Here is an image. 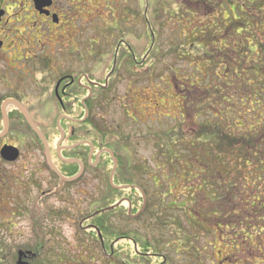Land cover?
Here are the masks:
<instances>
[{"label": "rangeland", "instance_id": "obj_1", "mask_svg": "<svg viewBox=\"0 0 264 264\" xmlns=\"http://www.w3.org/2000/svg\"><path fill=\"white\" fill-rule=\"evenodd\" d=\"M199 1L203 4L197 7L191 5L189 0H142L140 6L136 0H94V20L89 26L79 25L80 34L73 43L74 47L85 55L92 45L95 55L87 60L96 63L103 55L102 47L109 45L115 50L124 39L119 36L123 33L126 34L125 41L138 48V55L142 53V61L147 63L140 70L143 77L139 82L124 79L112 91L108 105L104 106V100L97 99L91 113L96 111L94 118L101 129L108 132V142L118 141L126 149L118 152L125 163L122 177L128 178L130 172L134 174L137 183L147 194L148 204L144 209V199L139 195V201L133 206L136 211L131 213L137 217L133 220L127 218L128 197L120 195L115 198V194L109 192L113 171V164L109 160L103 170L100 169L102 163L93 165L86 169L82 177L58 190L62 183L51 172L47 153H41L35 144L27 141L26 145H22V154L17 162L8 165L0 157V264H18L20 251L35 255L32 264H165V259L169 264H264V164L257 165L258 160L253 156L247 162L250 149L236 147L240 136L245 135V131H251L248 127L253 126L251 133L254 134V141L259 142L255 148L257 158H264V95L249 92L248 87L254 88L256 78L243 81L241 77L233 82H245V89L242 90L245 94L240 93L239 96L245 95V98L248 94L252 99L245 103L246 106L241 104V97L231 100L236 92L232 87H226L228 69L224 65L208 69L200 64L203 58H207L203 53L210 43L208 39L218 41L217 33L229 38L224 28L219 32L216 30L222 24H229V21H223V17L228 19L234 16L231 15L233 7L229 9L230 3L236 5L238 2L244 7L245 16L256 20H253L255 26L251 32L259 40L257 42L253 36L249 39L253 44L247 48L253 50L256 44L262 58L264 0H252L254 4H249V7L246 0ZM195 10L199 15L192 16ZM218 13H221V17L216 20ZM180 15H184L183 19H179ZM238 24L235 22V26ZM202 28H213L214 32H194ZM153 31L156 32V47L152 53L153 40L150 38ZM240 34L222 45H240L239 40L248 38L245 33ZM201 42L202 50L196 49V46H202ZM210 51L216 56L219 54L212 45ZM224 51L233 56L231 49ZM121 56L122 52L118 55V61ZM102 72V69L99 70L96 77L101 78ZM238 73L242 74V71ZM228 76L231 80L233 73ZM172 81L174 85H171ZM261 87L264 88V85ZM260 89L258 87V92ZM214 90H220L219 94H213ZM188 94L191 101L183 118L182 98ZM234 101L239 103L238 109L249 112L248 127L247 124L245 127L240 123L233 124L229 115L222 118L219 115V112L230 111ZM29 104L36 111L39 110V104ZM46 104L45 114L37 112L36 120L47 128L46 141L50 142L49 149L53 152L55 163V152L61 142L55 129L59 113L55 102L46 101ZM77 115L75 118L80 120L81 110ZM225 123H231V129ZM75 127H78L79 143L85 137L92 141L95 132L89 136L87 132L92 130L90 127L80 123ZM207 128H221L219 140H224L223 134L227 136V147L219 155L207 150L209 144L204 142ZM111 134H114V138H111ZM12 142L20 143L17 139ZM68 142L67 139L63 146L70 145ZM169 150L177 159L170 156ZM128 161L132 163L130 167ZM137 165H143L138 167L149 171L145 174L140 169L136 170ZM210 177L215 179V183ZM240 180L246 184L240 185L237 192L232 186L233 182L237 184ZM220 184L228 187L223 188L227 190L222 208L219 197L216 203H212L206 201L205 194L209 186V195L217 196ZM200 187H203L202 191ZM55 192L59 194L55 195ZM167 193L169 196L164 197L163 194ZM108 196L110 200L114 197L115 204L124 200L125 203L123 208L110 216V224L103 237L104 234L101 235L96 225H91L95 223L89 218L99 208L100 201ZM241 196L250 204H239L238 198L242 199ZM129 199L134 200L133 197ZM253 199L258 204L256 212L252 207ZM213 210L219 217L210 220L208 225L204 215ZM190 212H194L191 218L201 225L192 221L190 225L187 216ZM238 220L248 227L246 231L240 229L243 226L239 225L238 228L232 223ZM256 220H259V225L252 223ZM238 233L239 237L236 236ZM123 235L130 242L119 241V236ZM136 239L144 240L150 254L154 255L149 262L143 258H138V263L129 260L127 250L133 249ZM128 243L131 245L128 246ZM197 247L201 251L195 252ZM143 252L142 256L147 257Z\"/></svg>", "mask_w": 264, "mask_h": 264}, {"label": "flooded vegetation", "instance_id": "obj_2", "mask_svg": "<svg viewBox=\"0 0 264 264\" xmlns=\"http://www.w3.org/2000/svg\"><path fill=\"white\" fill-rule=\"evenodd\" d=\"M141 1L136 0V3L140 6ZM189 3L197 7L203 4L199 0H193V2L189 0ZM92 8L94 9V0H0V151L5 146H14L22 154V145H26L27 141H29L31 142L30 144H35L41 153H47L45 152L46 145L40 137L41 134L47 139V128L45 124H40L36 118L37 112L45 114L47 109L46 101L55 102L56 111L59 113L55 129L59 133L61 142L55 152V163L53 159L52 163L58 173L54 170L48 157L47 162L51 172L59 179L60 183H62L61 177L68 178L63 174V163L72 166L79 165V162H81L85 173L88 166L99 165L101 156L108 151L110 152V148H104L102 151L96 152L98 146L95 144L94 134L92 135V141L84 140L80 143L63 146V143L65 144L68 139V135L70 134L71 138L77 136L76 129L78 127L75 126L80 123L92 129L89 131L90 136L91 132H94V124L91 119L94 118L96 111L94 110V113L91 112H93L92 106L95 101L97 99L98 101L104 100L103 105H108L110 95L116 86L123 83L126 78L133 80L135 83L139 82L143 77L140 70L147 65V63L142 61V53L138 55L140 53L138 48L129 45L125 41L126 34L123 33L119 35L120 39L124 38V41L121 40L119 42L121 46L118 55L122 52L120 61H118V55H116L119 44L115 47V50L109 45H104L102 47L103 55L100 61L96 63L87 60L92 59L95 55L92 45L89 46L91 51L88 49L89 51L87 50L85 55L78 47H74L73 43L80 34L79 25L89 26V23L94 20V10ZM220 14L218 13L215 18L220 17ZM191 15L197 16L199 13L195 10ZM154 32L152 33L153 41L150 48L152 53L155 52L154 47H156V32L155 34ZM232 53V64L238 67L239 64L236 61V59H239V56H236L238 51L234 50ZM112 54L113 57L111 56ZM247 59H250L247 62L248 66L254 68L253 58L248 56ZM101 69L103 75L101 78H97L96 76ZM252 75H254L253 71ZM226 80V86L228 84L229 86L227 87H231L232 82L230 81L232 80ZM113 84L115 86L111 88ZM171 85H174L173 81ZM239 95L236 93L231 97V100L234 97H241V104L246 106L245 103L252 99L251 95L248 94H246L247 98H244L245 95ZM189 97H191L190 94L183 95L182 98L184 102L181 106L183 118L187 113L188 103L191 101ZM113 98L115 99V96ZM79 101L81 102V109L79 110H81L83 117L80 120L75 118L78 116ZM29 102H34L36 105L39 104V110L33 109L32 104H29ZM91 102L92 106L89 105ZM238 106L239 103L234 101L230 111L219 112V115H221V118L229 115L233 124L237 125V123H240L242 127L247 124L248 127L250 122L247 120V114L249 112L245 109H238ZM239 116L240 120L238 119ZM133 121L137 122L136 119ZM69 124H71L70 127H68ZM226 125L231 129V123ZM118 128L120 129V127ZM248 128L251 131L254 129L253 126ZM251 131H245V135L240 136L241 138L236 144L237 148L247 147L253 150L259 146V142L254 141V134ZM62 133L64 137H62ZM16 139L20 143L14 144L12 142ZM47 144L49 147L50 142L47 141ZM82 145L90 147L87 166L82 160L66 158L64 155L66 152H75ZM50 155L53 158L52 151H50ZM1 160L5 164H10L2 157ZM94 161H96V164H94ZM260 161L264 164V159ZM168 165H170L169 162ZM116 166L117 170L119 161H117ZM138 166L141 165H137L136 170L143 165L140 168ZM140 170L145 174L149 171L147 168ZM133 183L121 186L122 190H125L122 196L128 197L129 211L131 213L133 206L139 201V195L134 194L132 196L130 191L140 193L141 198L144 199V209L148 203L147 194L137 183L136 178H134ZM60 186L58 190L63 188L62 184ZM219 186L217 197L221 201L220 205L222 208L223 196L226 194L225 190L227 189L223 190V188H226L225 184H220ZM54 194L57 195L59 193L55 192ZM130 197H133L134 200L129 199ZM124 203L125 200L120 203L122 208ZM114 207L116 206L103 208L97 213H116L117 210H111ZM122 212H124L123 215L126 214L125 209ZM133 217H137V215H132ZM235 222L232 221V223ZM109 224L110 220L107 221L106 219L104 225ZM123 238H126V235H123ZM24 260L29 261L30 259Z\"/></svg>", "mask_w": 264, "mask_h": 264}, {"label": "trees", "instance_id": "obj_3", "mask_svg": "<svg viewBox=\"0 0 264 264\" xmlns=\"http://www.w3.org/2000/svg\"><path fill=\"white\" fill-rule=\"evenodd\" d=\"M253 1H256V0H253ZM253 1L252 0H246L248 7H249V4L250 5L254 4ZM230 4H231V6L229 7V9H231L233 7V10H231L232 11V14L231 15H234V16H232L231 18L229 17L228 19H226L225 16L223 15L224 16L223 17V21H229L228 22L229 24H226V23L225 24H222L223 23L222 22L221 23L222 26L219 27L216 30V32H219V31H222V28H224L226 30V32H228L229 38H227V36L222 35L223 33H217V37L219 38V40L217 38L218 41H214L213 39H208V42H210V43H208L207 40H205L208 44H207V47L204 48V53L203 54L207 58H203V61H200V64H202V66H204V67H206L208 69H214L215 66L221 67L222 65H224V68L225 69H228V72H227L228 74H227V76H225V79H228L229 73L230 74L233 73V76L231 77L232 84L230 86L234 89V91L237 94H240V93L241 94H245V93L242 92V90L245 89L244 88L245 87V82H239L238 83L237 81H235V84H234L233 82H234V79L235 78H238V76H239V78L243 77L244 79H241L243 81L244 80L245 81H248V80L249 81H252L254 78H256V84H255L254 88L253 87L250 88V86L248 87L250 89L249 92L252 93V94L255 92V95H257L258 93H262L264 95V90H263L264 88L261 87V85H264V82H263V78H264V53H263L262 58H260V54L258 53V50H256V44L254 45V49L255 50L254 49L253 50H250L249 48H247V47H251V45L253 44L252 42L249 41V39L250 38H253V36H254V39L257 38V36L253 35L252 32H251V30L255 26L254 21H253L255 19L252 18L253 20H250L249 18H247L245 16L244 7L242 6V4L240 2H238V4H236V5H234L233 3H230ZM225 7H227V5H225ZM236 12H237L238 16H236ZM183 13H185V12L183 11ZM183 16L184 15H180L179 16V19H183ZM220 17H218V18H220ZM218 18H215V19L218 20ZM211 22H214V21H211ZM216 22H218V21H216ZM235 22L236 23H239V24L235 26ZM262 24H263V22H262ZM232 26L233 27L235 26L234 29H233ZM211 30L214 32L213 28L212 29L211 28H208V29H205V30H204V28H202L200 30H195L194 32H196L197 34H199L198 32H201V34H202L203 31H206L207 33L211 34V33H213ZM240 33H245L247 35V37H248L245 40H239L240 45L239 44H235L232 47L227 46V45H224V46L222 45V44H228V42H229L230 39L231 40L236 39L237 38V34H240ZM240 35H242V34H240ZM212 36H214V34ZM150 39H151V41L153 40L152 38H150ZM258 40L259 39H256L257 42H258ZM201 43H202V46H198V47L196 46V49L202 50L203 42H201ZM246 43H247V45H245ZM151 44H152V42H151ZM219 44H221V45H219ZM204 45H206V43H204ZM211 45L215 48V51H218L219 52V54L217 56L214 53H212L211 51L209 52ZM194 48H195V46H194ZM244 48H245V50H244ZM226 49L227 50L228 49H231V51H234V50H237L238 51V55H236V56H239V59H236V61L239 64L238 67H236L235 65L232 64L233 58L230 57L228 54H225L224 53L225 52L224 50H226ZM261 49H262V52H263L264 51V42L263 41H262V44H261ZM248 56H250V58H253V61H254L253 66H254V68L248 66V63L247 62H249L248 60H250V59H247ZM255 57H257L256 60L254 59ZM244 63H245V65H244ZM198 70L199 69H197V71ZM239 70L242 71V74L241 73L240 74L238 73ZM252 71L254 72V75H253V77L251 79ZM189 79L187 81H191ZM192 80H194V79H192ZM227 86H229V85L227 84ZM258 87L261 88L260 89V92H258V90H257ZM235 88H236V90H235ZM214 91H213V94H215V95L216 94H219V92H220V90H218V91L217 90H214ZM262 98H263V103H264V96ZM215 101H216V99H215ZM89 105L92 106V102L89 103ZM95 119L96 118H92L91 121L94 124L95 144L98 146L96 148V151H98V150H101L102 151V149H104V148H110V150L115 153V156H116V158L119 161V166H118L117 171H116L115 176H114V185L117 186V187H120V186H124V185L134 184L133 181H134L135 176L131 172L129 173L128 178H126V179L124 178L123 179V177H122L125 163H124V160L120 157V155H119L118 152L121 151V150H126V149H123L121 147V145H120L121 143L118 142V141H117V143H109L108 142V137H109L108 132L107 131H103L101 129L100 124L98 122H96ZM85 126H87V125H85ZM87 133H89V131ZM87 133L85 132V135H88ZM209 133L211 135H209ZM220 133L222 134V130L220 128H207L206 133H205L206 134V137L204 136L206 138V140L204 142H206V143L209 144V146L207 147V150H210L212 152V154H214V155H216V153H217V155H219L227 147V142H228L227 141L228 140L227 139V136L225 134H223L224 140H219L218 137H221L220 136ZM77 135H78V133H77ZM204 137H203V139H204ZM67 138H68V141H70V142H68L70 144H74V143H77L79 141V137L78 136H75L74 138H71V136L69 134ZM111 138H114V134L111 136ZM83 139L84 140L85 139L87 140L86 137L83 138ZM126 140H128V139H126ZM111 146L113 147V149H112ZM89 151H90V147L89 146L82 145L77 150H75V152H66V153H64V155H65L66 158H77L79 160H82L83 162H85V164L87 166L88 165L87 164V157L89 155ZM248 151H249V154H247L248 157H246L247 162H249L248 159H249V157L251 158V156H253L255 159L257 158V156H258L257 154L258 153H257L256 149H253V150L250 149ZM169 153H170V156H173L174 158L177 159L176 155H173V153L170 150H169ZM251 153H252V155H251ZM100 159H101L100 164L102 163V165H103V166H101L100 169L103 170L104 168H106V166L108 165V164L106 165V163H107L108 160L114 166L113 159H112L111 155L108 152L104 153L101 156ZM257 160H258L257 163H256L257 165H258V163L262 164L261 161H260V159L257 158ZM131 164H132L131 161H128V164L127 165L129 167L131 166ZM89 167L90 166H88V168ZM260 168H261V170H263V167H260ZM62 170H63V174L66 177L71 178V177L76 176L79 173L80 166L79 165H72L71 166V165H67V164L63 163ZM210 180H214V183H215V179L214 178L210 177ZM243 184H246V182H244V180L237 181V184H234V182H233L232 189H234L235 191L237 190V192H238L240 190L239 189L240 185H243ZM236 186H237V188H236ZM245 187L246 186H244L242 189H244ZM202 188L203 187H200V191H202L201 190ZM206 190H207V193H205L207 195L206 201H211L212 203H216V201L218 199V197L216 196V194H213V195L210 194L209 195V190H210V187L209 186L206 187ZM123 191H125V190L116 189V188L112 187L109 184V192L115 194V198H117V196L119 197L120 195H122ZM119 192H122V193L119 194ZM130 193H131L132 196L134 194L140 195V193H138V192H132V191H130ZM163 196L164 197H167V196H169V194L168 193H167V195L163 194ZM241 197H242V199L238 198L240 200L238 202L239 204L240 203H244V204L247 203V205L250 204L249 201L243 199V196H241ZM112 200H110V196L104 197L100 201L101 203L99 205V208L96 209L95 212H92L93 215L96 212H98L101 209H103V208H106V207H110V206L115 205L116 202L114 200V197H112ZM257 203H259L258 200H257ZM119 207H121V206H119ZM119 207H116V209H113V210H117L118 211ZM181 207L184 208V206H181ZM252 207H254L253 210L256 212V209L258 208V204L255 203L254 199H253ZM141 209H142V207H141ZM215 209H217V207H215ZM132 211L133 212L136 211V208H132ZM193 213L190 212L189 215L187 214V216L189 217L188 219H189L190 223L192 221L193 224L201 225V224H198L197 221L194 220V218L193 219L191 218V215ZM98 214L99 215H94V216L92 215L91 218H90V220H92L95 224H100V225H96V226L98 227V229H100L102 235L104 234L103 237H105L106 236L105 229L107 228V225H104V223L106 222V219H107V221L110 220V218H111L110 216L112 214H114V213L103 214V212H102V213H98ZM127 214H128L127 218L130 219V220H132L133 218H132V215L129 214V208L127 209ZM204 216H205L206 224H208V225H210V220H213L217 216L219 217V215L215 212V210H213V212H208ZM197 218L198 217H196V219ZM202 218H203V216H202ZM257 221H259V220H256V221H254L252 223L254 225H259V222H257ZM166 223H168V222H166ZM173 224H175V223H173ZM233 224L238 225V228H239V225L240 226H243V227L245 226V223L242 222V221H240V220L236 221ZM168 225H170V224L168 223ZM249 225H251V224H249ZM243 227L240 228V229H243V230L246 231L247 228H248V227L245 226V229H244ZM238 228H236V229H238ZM200 229H202V228L200 227ZM236 236L239 237V233ZM238 237H236V238H238ZM119 241H124V242H127L128 241V242H130V239L128 238V240H126V238H123V236L122 237L119 236ZM134 243L135 244H133V249L132 250H130V249L127 250V256L129 258V260L136 261V263H138L137 260L143 258V259H146L145 261L149 262L153 258L154 255H151L152 253L150 254L149 247L146 246L147 243L144 240H141V239H139V240L136 239ZM129 245H131V244L128 243V246ZM199 251H201L200 250V247H197V250L195 252H199ZM141 252H143L144 254H147V255H145L147 257L142 256L143 254ZM118 260L120 261V258L119 257H118ZM165 260H166L165 261V264H169L168 259H165Z\"/></svg>", "mask_w": 264, "mask_h": 264}, {"label": "water", "instance_id": "obj_4", "mask_svg": "<svg viewBox=\"0 0 264 264\" xmlns=\"http://www.w3.org/2000/svg\"><path fill=\"white\" fill-rule=\"evenodd\" d=\"M40 137L42 138L43 142L46 145V151H47V154H48L49 161H50L51 165L53 166L54 170L58 173V171L56 170V167L53 165V163L51 161V156H50V151H49V147H48L47 141H46V139L44 138L43 135L40 134ZM62 137H64L63 133H62ZM0 154H1V157L4 160H6L8 162H11V163L18 161V159L20 158V150L17 147H14V146H5V147H3ZM112 157H114L113 154H112ZM67 162H71V161H67ZM79 164L81 165V171H80L79 175L77 177L73 178V179H66L64 177H61L62 185L64 183L74 182V181H76L77 179H79L82 176V174L84 172V167H83L82 163L79 162ZM116 165H117V162L115 161V167H114V170H113V173H112L111 183L113 181V174L115 172ZM34 258H35V255L32 252L20 251L19 252V257H18V264H30L29 262L25 261L24 259L33 260Z\"/></svg>", "mask_w": 264, "mask_h": 264}]
</instances>
